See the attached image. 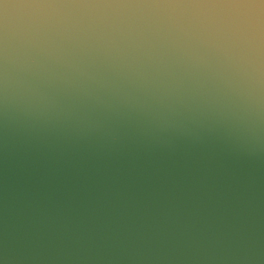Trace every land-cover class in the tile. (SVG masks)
<instances>
[{"label": "water", "instance_id": "95a60500", "mask_svg": "<svg viewBox=\"0 0 264 264\" xmlns=\"http://www.w3.org/2000/svg\"><path fill=\"white\" fill-rule=\"evenodd\" d=\"M0 264H264V0H0Z\"/></svg>", "mask_w": 264, "mask_h": 264}]
</instances>
